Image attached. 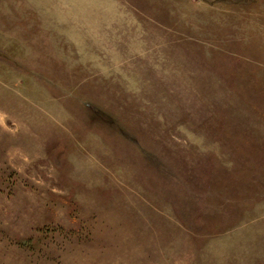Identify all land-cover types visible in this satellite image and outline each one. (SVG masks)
<instances>
[{
    "label": "rangeland",
    "instance_id": "obj_1",
    "mask_svg": "<svg viewBox=\"0 0 264 264\" xmlns=\"http://www.w3.org/2000/svg\"><path fill=\"white\" fill-rule=\"evenodd\" d=\"M0 264H264V0H0Z\"/></svg>",
    "mask_w": 264,
    "mask_h": 264
}]
</instances>
